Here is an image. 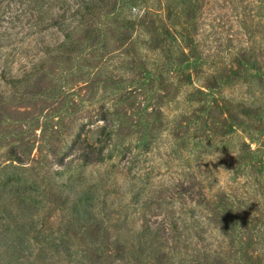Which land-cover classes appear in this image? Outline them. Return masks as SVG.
Returning <instances> with one entry per match:
<instances>
[{"label":"rangeland","instance_id":"374dc122","mask_svg":"<svg viewBox=\"0 0 264 264\" xmlns=\"http://www.w3.org/2000/svg\"><path fill=\"white\" fill-rule=\"evenodd\" d=\"M0 264H264V0H0Z\"/></svg>","mask_w":264,"mask_h":264}]
</instances>
